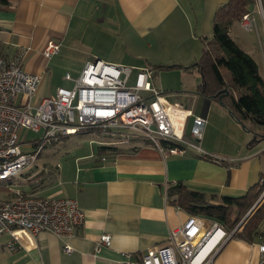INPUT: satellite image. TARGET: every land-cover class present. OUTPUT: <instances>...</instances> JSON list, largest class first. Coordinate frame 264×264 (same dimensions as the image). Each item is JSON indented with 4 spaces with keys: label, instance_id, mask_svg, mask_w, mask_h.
I'll return each mask as SVG.
<instances>
[{
    "label": "crops",
    "instance_id": "1",
    "mask_svg": "<svg viewBox=\"0 0 264 264\" xmlns=\"http://www.w3.org/2000/svg\"><path fill=\"white\" fill-rule=\"evenodd\" d=\"M227 2L10 0L0 7V52L7 60H21L25 72L41 77L37 95L42 98H55L59 88L72 89L93 58L137 68L169 67L161 70V78L168 75L188 90L193 85L197 90L202 76L190 67L200 60L205 41L214 37L215 14ZM260 5L263 8L264 0L250 6L253 27L248 29L240 22L230 34L255 59L264 79V11ZM50 43L59 45L60 51L46 58L43 51ZM192 96L197 97L194 105ZM198 97L193 92L179 94L169 102L190 99L187 107L180 105L192 112L190 122L198 116L207 121L200 143L204 155L217 154L222 160L189 151L163 154L148 141L133 139L125 151L105 161L85 154L73 163L58 165L52 197L75 200L85 214L84 223L68 239L38 233L30 250L10 252L4 239L0 241V264H123L127 254L135 261L151 248L169 245L171 232L189 217L168 204L165 192L169 185L183 183L208 196H245L260 181L255 156L248 152L236 163L229 155L218 154L219 147L210 142L222 136L219 121L222 113L227 118L225 108ZM219 108L224 111L219 113ZM104 235L111 237L109 246L101 245ZM259 243L231 236L215 252L212 264H260ZM66 244L72 247L70 253L64 250Z\"/></svg>",
    "mask_w": 264,
    "mask_h": 264
},
{
    "label": "built area",
    "instance_id": "2",
    "mask_svg": "<svg viewBox=\"0 0 264 264\" xmlns=\"http://www.w3.org/2000/svg\"><path fill=\"white\" fill-rule=\"evenodd\" d=\"M242 23L250 29L255 20L247 14ZM59 51V45L50 43L43 55L50 58ZM152 76L148 68L93 58L72 89L59 88L55 98H42L37 95L41 77L25 72L21 60H7L0 52V241L5 239L10 252L30 250L36 234L44 231L68 239L85 221L73 199L37 196L6 184L30 171L47 144L93 130L109 138L110 146L139 139L163 154L189 151L207 158L200 146L207 121L198 116L190 122L192 112L167 101L152 85ZM66 79L71 80L70 75ZM24 130L43 136L30 142ZM188 130L191 140L186 138ZM28 143L34 147L31 153L22 150ZM232 235L218 221L189 216L171 232L169 245L151 248L135 261L127 254L123 264H212L215 252ZM110 244L111 237L102 236L101 245ZM257 246L264 264V226ZM64 250L70 253L72 247L66 244Z\"/></svg>",
    "mask_w": 264,
    "mask_h": 264
},
{
    "label": "trees",
    "instance_id": "3",
    "mask_svg": "<svg viewBox=\"0 0 264 264\" xmlns=\"http://www.w3.org/2000/svg\"><path fill=\"white\" fill-rule=\"evenodd\" d=\"M10 0H0V7ZM256 0H228L220 6L214 18V37L205 41L200 60L190 67L201 73L202 82L196 94L216 101L225 108L232 119L254 134V142L264 140V79L255 59L246 53L233 39L230 31L250 13ZM264 9V6H263ZM155 70L169 67H147ZM94 132L93 130L81 132ZM125 151L115 146L100 147L102 158L110 159ZM209 160L213 157L207 156ZM264 183L255 185L242 197H217L189 190L183 183L169 185L168 204L184 211L189 216H201L220 222L232 237H241L249 242L261 241L264 226V203L249 213L257 203ZM254 212V213H253ZM249 214V215H248Z\"/></svg>",
    "mask_w": 264,
    "mask_h": 264
},
{
    "label": "rangeland",
    "instance_id": "4",
    "mask_svg": "<svg viewBox=\"0 0 264 264\" xmlns=\"http://www.w3.org/2000/svg\"><path fill=\"white\" fill-rule=\"evenodd\" d=\"M256 44L259 47L261 46L260 39L256 38ZM155 72H156L155 75L152 76V81H151L152 85L159 93H163L162 95H165L169 99V101H171V103L174 102V100L172 99L173 96L179 94L189 95L192 92L193 94L196 93V89L194 90L196 85H193L190 91L187 89L186 84L183 83L182 85H179L178 84L179 80L177 79H174L168 75H166L164 78H161L159 76V74H161V70H155ZM163 72L172 73L171 71H163ZM63 74L61 75V77L64 76ZM56 78H60V75L58 74ZM74 80L75 79L73 78V82ZM68 87L72 88L70 86ZM192 97H193L192 101L194 105L197 97L196 96H192ZM198 98L201 100L204 99V97L201 96H199ZM180 101H181L180 102L181 105L187 107L188 103L190 102V99L185 98ZM219 109L221 111L219 113H222V111L225 110L224 113L227 115V118L224 117L223 113L221 114V120L219 121V123H220V131L222 136H217V138L214 141L210 142V145H213V147L218 146L219 147L217 149V151L219 152L218 154L229 155L228 159L236 160L235 161L236 163H238L239 160H242L239 158L240 155L246 154L248 152H250L251 156L254 155L256 160L254 163H256L259 166L258 176L260 181L258 183H260L261 185L262 182L264 181V140L258 139L257 142H254L251 145L252 141L254 140V134L246 130L242 125L235 122V120L231 118L229 112L226 109L224 110H221V108ZM228 118L230 119L231 122L230 121L228 122ZM189 130L186 138L188 140H191V137L189 135ZM42 136H43L42 132L36 133L31 130L23 131V137L24 138L26 137L30 142L41 139ZM222 137L225 139L224 143L221 145H217L218 143L222 142ZM109 142H111L109 138L104 137L97 131L94 132L90 131V132H79L75 135L62 138L58 142L47 144L44 147L43 151L41 152L37 163L30 171H28L24 175L6 181V184H9L12 189L25 190V192L27 193L33 191L37 193L38 196H44V197L53 196L51 192L54 191L52 187L56 183L55 176L58 172L57 169L58 165L61 167L66 164L73 163V161H75L77 157L83 156L85 154L86 155L92 154L93 157L100 158L101 155L98 152L99 148L110 146L108 144ZM129 146L130 144L126 142L123 145H118L115 147L128 148ZM22 150L26 153H31L34 151V147L32 144L28 143L27 145L22 146ZM218 156L219 155L216 154L213 157L219 160L220 158ZM55 187L57 186H54L53 188ZM263 194H264V189L261 192V195L257 201L258 205L255 207L254 211L260 208L261 205L264 203Z\"/></svg>",
    "mask_w": 264,
    "mask_h": 264
},
{
    "label": "water",
    "instance_id": "5",
    "mask_svg": "<svg viewBox=\"0 0 264 264\" xmlns=\"http://www.w3.org/2000/svg\"><path fill=\"white\" fill-rule=\"evenodd\" d=\"M258 205V202L254 205V207L251 209V211L249 213H251L253 211V209Z\"/></svg>",
    "mask_w": 264,
    "mask_h": 264
},
{
    "label": "bare ground",
    "instance_id": "6",
    "mask_svg": "<svg viewBox=\"0 0 264 264\" xmlns=\"http://www.w3.org/2000/svg\"><path fill=\"white\" fill-rule=\"evenodd\" d=\"M212 241H214V239H213ZM212 241L210 242V244H209V246H208V247H210V245H211Z\"/></svg>",
    "mask_w": 264,
    "mask_h": 264
}]
</instances>
